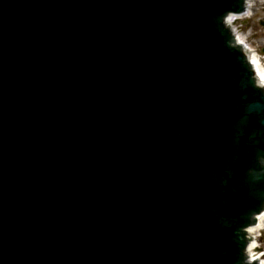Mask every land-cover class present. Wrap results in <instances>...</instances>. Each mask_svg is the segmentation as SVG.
Returning a JSON list of instances; mask_svg holds the SVG:
<instances>
[{
	"label": "water",
	"instance_id": "water-1",
	"mask_svg": "<svg viewBox=\"0 0 264 264\" xmlns=\"http://www.w3.org/2000/svg\"><path fill=\"white\" fill-rule=\"evenodd\" d=\"M244 1L0 0V264H256Z\"/></svg>",
	"mask_w": 264,
	"mask_h": 264
},
{
	"label": "rangeland",
	"instance_id": "rangeland-1",
	"mask_svg": "<svg viewBox=\"0 0 264 264\" xmlns=\"http://www.w3.org/2000/svg\"><path fill=\"white\" fill-rule=\"evenodd\" d=\"M259 2L260 1H257L254 7L259 6ZM259 15L260 13H257V14L254 13L253 15H251V17H248L246 19L247 20L246 22L248 23L244 25L243 27H240L241 31L239 30L240 31L239 35L242 41L247 42L249 45L252 46V48H257L258 52L262 55L261 48L264 47V30L260 28L259 26H257L256 24V22H258L257 18L259 17ZM235 26L237 27L238 24H236ZM247 32H248V37L244 38L242 35L243 34L247 35ZM261 237H262L261 239L264 240V230L262 231Z\"/></svg>",
	"mask_w": 264,
	"mask_h": 264
},
{
	"label": "bare ground",
	"instance_id": "bare-ground-1",
	"mask_svg": "<svg viewBox=\"0 0 264 264\" xmlns=\"http://www.w3.org/2000/svg\"><path fill=\"white\" fill-rule=\"evenodd\" d=\"M251 62L253 63V69L254 73L256 74L258 83L264 87V68H261L256 56L251 59ZM256 218L257 225L247 229V237L249 238L248 250L251 259H253V257H256L254 253H257V251H255V246L257 245V240L255 239V236H257V233L263 230L264 228V211L260 213L259 216H257ZM259 264L264 263L260 262Z\"/></svg>",
	"mask_w": 264,
	"mask_h": 264
},
{
	"label": "flooded vegetation",
	"instance_id": "flooded-vegetation-1",
	"mask_svg": "<svg viewBox=\"0 0 264 264\" xmlns=\"http://www.w3.org/2000/svg\"><path fill=\"white\" fill-rule=\"evenodd\" d=\"M256 8V9H255ZM254 9V13H260L259 17L257 18L258 22H256L257 26L264 30V5L256 6Z\"/></svg>",
	"mask_w": 264,
	"mask_h": 264
}]
</instances>
